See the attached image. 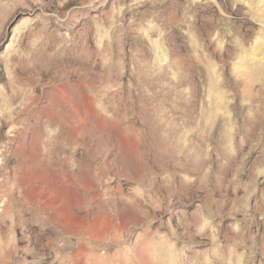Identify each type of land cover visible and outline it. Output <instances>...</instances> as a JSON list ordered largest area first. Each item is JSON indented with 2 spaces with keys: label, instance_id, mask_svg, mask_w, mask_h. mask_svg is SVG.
Instances as JSON below:
<instances>
[{
  "label": "rangeland",
  "instance_id": "obj_1",
  "mask_svg": "<svg viewBox=\"0 0 264 264\" xmlns=\"http://www.w3.org/2000/svg\"><path fill=\"white\" fill-rule=\"evenodd\" d=\"M0 264H264V0H0Z\"/></svg>",
  "mask_w": 264,
  "mask_h": 264
}]
</instances>
